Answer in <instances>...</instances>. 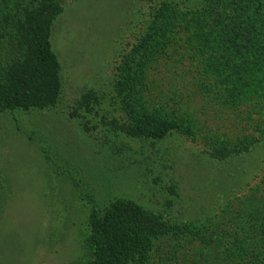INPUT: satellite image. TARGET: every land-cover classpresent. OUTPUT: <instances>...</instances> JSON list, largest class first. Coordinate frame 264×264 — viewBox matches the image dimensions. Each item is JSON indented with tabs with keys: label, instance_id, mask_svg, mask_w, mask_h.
<instances>
[{
	"label": "rangeland",
	"instance_id": "1",
	"mask_svg": "<svg viewBox=\"0 0 264 264\" xmlns=\"http://www.w3.org/2000/svg\"><path fill=\"white\" fill-rule=\"evenodd\" d=\"M41 1L0 0V91L27 60L26 22ZM50 1L58 6L55 98L29 110L0 101V264H91L92 215L114 200L142 216L130 224L131 249L116 251L127 264H264L255 244L264 238L250 220V202L264 210V89L241 104L226 100L231 81L202 84L201 67L180 53L158 58L144 80L137 68L139 44L164 3L201 11L203 30L218 34L220 61L236 35L239 47L256 43L244 12L256 14L258 27L264 0ZM236 69L230 63L220 80ZM242 81L231 82L237 98ZM160 117L176 126L164 138Z\"/></svg>",
	"mask_w": 264,
	"mask_h": 264
},
{
	"label": "trees",
	"instance_id": "2",
	"mask_svg": "<svg viewBox=\"0 0 264 264\" xmlns=\"http://www.w3.org/2000/svg\"><path fill=\"white\" fill-rule=\"evenodd\" d=\"M217 4H221L224 7L232 6L224 1H219ZM237 8H234V12L241 15L243 12L240 11V7ZM57 14L58 6L50 0L41 1L38 7L29 12L24 37L28 51L27 60L23 66H18L9 72V84L0 91V101L5 104V108L10 110H29L36 107H44L53 102L58 86V65L51 51L50 34ZM212 14L213 11L210 10V16H213ZM220 15L222 14L220 13ZM262 15L258 14V16ZM204 16L208 15L205 14ZM244 16L246 19H253L254 21L251 23L256 22V14L254 12L246 14L244 12ZM202 18L203 14L198 8L183 9L173 2L164 3L163 6L157 9V14L149 26V33L146 32L143 42L139 44L141 47L138 56L139 67L137 68L141 69L138 73L140 81L144 80L145 76L143 73L147 67L158 58L174 59L177 57L176 54L180 53V58H183L184 61L186 60V63L190 65H192L191 63H198V66L201 67L202 72L200 70L198 74L202 78L200 80L202 84L208 80L222 82L220 84L227 82L228 84L230 81L238 80L239 82L244 77L242 82L244 86L246 85V89L240 90L238 98L235 93L234 95L231 93H238L239 88L237 85L232 87L231 82L228 87H225L224 96L226 100H231L232 97L236 100L238 99V104L252 100L253 96L264 89V23L258 24V27L257 24L251 26L250 23L246 30L249 36L252 33V39L256 38V43L253 42L252 46H247L248 41L246 40L247 43L239 47L238 43L241 40L236 39V35L231 39V44L227 47L226 51L228 52H225L229 56L218 61L214 59L216 53L221 52L219 51L220 41H218V34H214L210 27L204 31L203 24L206 21L203 22ZM207 24L211 25V23ZM205 26H207L206 23ZM249 28L252 29V32L251 30L249 31ZM255 30L257 31L254 38L253 31ZM182 42L183 46L180 44ZM170 49L174 52L173 56L169 57L167 53ZM183 49L185 54L180 52ZM181 60L178 59L176 62L182 63ZM230 63H236L239 70L231 71L230 75L220 80L219 76L223 74V70L229 68ZM244 65L245 68L243 67ZM248 72H252L254 75L258 74L260 80H250V84L245 82V79L249 77ZM231 88H234L233 91H231ZM229 90L231 93H229ZM143 117L144 115H141V118L138 119L141 126L140 129L147 124L145 122L147 118ZM171 119V117L163 119L160 117V121H164L162 123L164 129L158 131L160 138H164L168 131L176 129L175 125L172 126L175 121ZM185 129V134L191 133L190 127L186 126ZM256 143L258 144V141L254 139L243 143L242 152L243 150L248 151ZM233 150L237 153L239 149ZM260 204L259 201L254 204L250 202V206L253 205V213L250 215V220L252 224L254 223L253 232H256L255 228L258 227L260 235L257 234V236L264 238V210L259 207ZM141 217H138V209L134 205L117 200L111 201L103 212H95L91 218L93 246L91 264H127L126 256L118 255L116 251H118L122 243L124 245L120 250L129 251L131 249V241H133L132 237L135 236V230L130 224L133 225L136 220H141ZM145 217L147 215L144 216V219H146ZM149 239H152V236ZM144 243L147 244V242ZM255 244L256 246L262 245L264 248V239L256 241ZM210 254H213L212 251Z\"/></svg>",
	"mask_w": 264,
	"mask_h": 264
}]
</instances>
